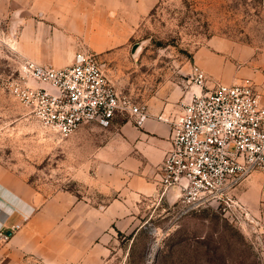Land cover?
Instances as JSON below:
<instances>
[{
  "label": "rangeland",
  "instance_id": "374dc122",
  "mask_svg": "<svg viewBox=\"0 0 264 264\" xmlns=\"http://www.w3.org/2000/svg\"><path fill=\"white\" fill-rule=\"evenodd\" d=\"M116 1L0 0V166L19 178V196L34 208L60 192L92 194L76 177L75 132L57 136L16 97V86L53 90L33 79L27 64L61 69L94 55L115 89L145 106L160 83L189 80L193 58L210 43L264 51V0H122L119 8ZM134 2L146 3V14L138 15ZM98 4L114 12L105 18ZM237 205L209 201L180 212L153 196L131 202L130 213L90 243L66 216L57 232L34 240L43 256L21 262L264 264V225ZM22 222L20 216L14 230Z\"/></svg>",
  "mask_w": 264,
  "mask_h": 264
},
{
  "label": "crops",
  "instance_id": "0c3cea01",
  "mask_svg": "<svg viewBox=\"0 0 264 264\" xmlns=\"http://www.w3.org/2000/svg\"><path fill=\"white\" fill-rule=\"evenodd\" d=\"M142 2L132 4L138 15L147 11L148 5ZM121 3L123 1L118 0L115 6L122 7ZM96 7L105 18L109 12H114L105 4ZM194 66L203 71L209 81L203 85L194 83ZM190 71V79L181 84L175 81L160 83L144 102L150 117L141 125H136L131 118L115 116L107 128L88 124L76 130V177L81 176L91 197L82 193L80 196V192L79 196L60 192L34 208L20 198L19 178L0 166V231L7 236L5 240L0 239V264H24L22 257L29 263L28 256H43L44 246L41 242L37 246L34 240L42 237L44 232H57L58 221L66 216L73 217L74 224L80 226L81 241L90 243L91 238L94 240L99 233L108 230L115 217L129 214L131 202L136 204L158 196V169L171 146V129L169 124L155 117L173 116L194 95L216 84L230 85L245 78L253 81L264 102V51L210 43L193 58ZM255 172L235 189L233 195L253 220L264 225V171ZM177 194L178 191L172 189L162 200L172 204L176 202ZM19 215L23 219L22 227L13 230ZM47 223L53 227L45 228Z\"/></svg>",
  "mask_w": 264,
  "mask_h": 264
},
{
  "label": "built area",
  "instance_id": "2783aa9c",
  "mask_svg": "<svg viewBox=\"0 0 264 264\" xmlns=\"http://www.w3.org/2000/svg\"><path fill=\"white\" fill-rule=\"evenodd\" d=\"M24 69L53 90L16 86V97L61 138L83 125L107 128L115 116L131 118L136 125L150 117L144 105L115 89L94 55H78L61 69L33 64ZM192 77L197 85L206 79L196 66ZM155 119L171 129V146L158 169V197L176 189L174 204L180 212L209 201L238 206L232 198L235 189L255 171H264V102L248 78L216 84L194 95L175 115ZM0 239H7L4 232Z\"/></svg>",
  "mask_w": 264,
  "mask_h": 264
},
{
  "label": "water",
  "instance_id": "95a60500",
  "mask_svg": "<svg viewBox=\"0 0 264 264\" xmlns=\"http://www.w3.org/2000/svg\"><path fill=\"white\" fill-rule=\"evenodd\" d=\"M171 191V190H170ZM170 191H168V193L170 192ZM168 193L166 194V197H168ZM9 234V233H8Z\"/></svg>",
  "mask_w": 264,
  "mask_h": 264
}]
</instances>
